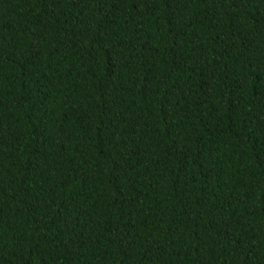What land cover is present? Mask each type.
<instances>
[{
    "label": "trees",
    "instance_id": "obj_1",
    "mask_svg": "<svg viewBox=\"0 0 264 264\" xmlns=\"http://www.w3.org/2000/svg\"><path fill=\"white\" fill-rule=\"evenodd\" d=\"M0 264H264V0H0Z\"/></svg>",
    "mask_w": 264,
    "mask_h": 264
}]
</instances>
